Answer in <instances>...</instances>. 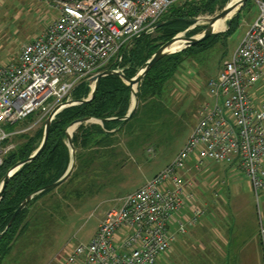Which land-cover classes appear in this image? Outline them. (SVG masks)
<instances>
[{"label": "built area", "instance_id": "obj_1", "mask_svg": "<svg viewBox=\"0 0 264 264\" xmlns=\"http://www.w3.org/2000/svg\"><path fill=\"white\" fill-rule=\"evenodd\" d=\"M32 1L56 16L21 47L18 58L0 66V167L15 149V137L47 120L59 105L75 101L73 94L82 82L121 63L134 41L153 33L172 7L189 0ZM256 3L257 18L209 81L211 101L200 106L182 150L126 195L120 207L108 210L92 241L69 250L63 264H157L203 213L195 208L192 217L173 227L185 204V190L194 185L184 175L192 158L197 170L208 161L237 164L255 195L264 191V100L258 103L252 95L264 85V0ZM30 117L32 127L19 129ZM13 127V132L6 130Z\"/></svg>", "mask_w": 264, "mask_h": 264}, {"label": "rangeland", "instance_id": "obj_2", "mask_svg": "<svg viewBox=\"0 0 264 264\" xmlns=\"http://www.w3.org/2000/svg\"><path fill=\"white\" fill-rule=\"evenodd\" d=\"M195 1L199 0L187 2ZM232 1L207 0L204 4H198L201 11L192 9L191 6L186 7V13L190 15L196 13L193 17L197 22L167 41L164 36L167 32L162 29H156L153 33L141 37H145L147 43L149 42L148 48L162 46L178 36H183L178 38V42L187 41L208 27L209 23L205 19L216 17ZM207 3L211 6H207ZM55 14L43 3L32 0H0V66L8 64L13 58H18L21 47L42 33L55 18ZM258 14L256 0H248L245 7L234 15L231 24L227 23L224 32L204 38L194 46L191 53L183 56L185 61L169 82L163 97L166 110L160 114L161 116L157 114L160 116H157V119L148 117L144 121L146 132L143 131L142 135L139 133L127 135L126 130H123L118 134V138L115 136L109 141L101 142L102 145L106 144L104 148H99L96 140L92 142L91 148L78 147L72 176L30 208L26 221H30L31 227L18 238L4 264H63L69 250L79 244L90 243L108 210L120 207V202L126 195L140 189L148 179L168 166L182 150L197 124L200 106L210 100L209 81L216 78L219 70L231 59ZM170 15L171 13H168L166 20H169ZM219 26L221 29L225 28L224 23ZM232 28L236 30L232 32ZM134 44L135 42L131 47ZM130 66L132 65L127 64L126 67ZM133 67L140 69L142 66L137 63ZM156 120H161L160 125L153 123ZM45 122L46 120L38 123L25 134H34ZM31 124L24 123L19 129L32 127ZM85 125L104 127V124L98 122ZM165 128L169 129V132L166 131L167 134L161 141L153 138L151 144L144 145L147 139L137 140V137L146 136L153 129L164 131ZM6 130L13 132L16 128ZM22 142L24 139L20 136L13 139L15 146ZM160 143L162 147L157 151L156 144ZM141 145L146 149L150 148V152L139 156L137 149ZM96 152L108 154V157L92 164ZM225 180V177L213 180L211 186L208 182L210 190L208 193L211 196L216 194L223 196L226 189V183H223ZM237 181L243 188L244 198L248 201L244 206L246 214L251 217L252 225L254 224V229L251 230L256 239L253 264H264V191L257 197L244 173ZM202 187L207 188L203 185ZM254 216L255 219H252ZM186 237L187 234L184 238ZM157 264H197L196 242L189 247L179 243L174 250L164 254Z\"/></svg>", "mask_w": 264, "mask_h": 264}, {"label": "trees", "instance_id": "obj_3", "mask_svg": "<svg viewBox=\"0 0 264 264\" xmlns=\"http://www.w3.org/2000/svg\"><path fill=\"white\" fill-rule=\"evenodd\" d=\"M205 2L207 0H199L198 2H186L172 7L169 11V14L171 13L169 20H166L168 14L165 15L160 23L162 25L157 28L167 32L164 35L166 41L193 24L195 20L193 15L195 16L196 13H193V15L186 13V7L191 6L192 9L201 11L202 9H198L200 7L198 4H204ZM207 6H211V4L207 3ZM235 30L236 28L231 29L232 32ZM134 42V46L124 54L123 61L111 64L108 70L122 68L126 77L133 78L139 71L137 67L133 66L137 63L143 66L161 47V45H158L148 48L149 42L147 43L145 37H139ZM194 48L193 46L180 53L168 55L150 70L137 88L138 109L135 115L127 122L120 119L126 117L131 107V87L117 75H110L101 79L97 95L91 102L66 108L57 115L52 124L46 148L33 162L22 167L11 178L0 202V264L5 263L13 251L18 238L31 227L30 221H26L30 208L55 189L42 190L46 186L59 181L67 172L71 161L67 142L68 128L75 121L84 118L111 119L103 123V128L98 125H91L90 127L85 124L80 125L72 139L75 152L78 147L91 148L94 140L98 142L99 148H104L106 144L103 143L102 145L101 142L109 141L115 136L118 138V134H121L123 130H126L125 134L127 135L131 133L134 135L139 133L140 135L146 128L144 121L148 117L157 119V116L166 110L163 97L167 86L183 65L185 61L183 56L191 53ZM127 64L132 66L126 67ZM90 91L88 83L84 81L76 88L73 99L75 101L86 99ZM33 121L34 117H30L25 123L28 125ZM153 123L160 125L161 120L153 121ZM43 126L34 134H23L20 136L24 139V142L15 146V149L6 156L4 164L0 167V185L9 169L17 163L28 159L39 148L41 144H39V141L41 140L42 142L44 134ZM96 137H100V139H95ZM137 140L146 141L144 135L143 137H137ZM100 153L96 152L93 155L92 160L94 161H92V164L108 157V154L101 153V155ZM30 196H34L31 202L18 214L11 227L7 229L16 210Z\"/></svg>", "mask_w": 264, "mask_h": 264}, {"label": "crops", "instance_id": "obj_4", "mask_svg": "<svg viewBox=\"0 0 264 264\" xmlns=\"http://www.w3.org/2000/svg\"><path fill=\"white\" fill-rule=\"evenodd\" d=\"M263 86L260 85L252 90V95L258 103L264 100ZM208 101L210 102L211 99ZM158 130L160 132H157ZM158 130L153 129L144 136L147 139L144 145L151 144L153 138L157 141L163 140V136L165 137L169 132L167 128L164 131ZM156 145L159 151L162 144ZM142 147L141 145L137 149L139 156H144L147 151L150 152V148ZM242 173L246 174L237 164L221 165L208 161L197 170L194 158L187 163L184 175L194 185L185 190V204L175 217L173 227L176 228L178 223L192 217L195 208H201L203 213L198 217L196 225L187 232V237L181 236L171 250H174L179 243L189 247L196 242L197 264H253L256 239L251 231L254 229V224L252 225L251 217L246 214L244 207L248 201L244 198L243 188L237 181ZM224 177L226 178V182L223 181L224 184L226 183L225 194L211 196L208 193L210 191L208 182L211 186L213 180ZM202 185L207 188H203ZM252 219H255V216ZM123 237L122 233L118 235L119 239Z\"/></svg>", "mask_w": 264, "mask_h": 264}, {"label": "water", "instance_id": "obj_5", "mask_svg": "<svg viewBox=\"0 0 264 264\" xmlns=\"http://www.w3.org/2000/svg\"><path fill=\"white\" fill-rule=\"evenodd\" d=\"M248 0H241L239 2H236L234 4H229L219 15H217L214 18L211 19H205L206 21H208L209 25L208 27H206L202 32H200L199 34L195 35L194 37L188 39L186 41V45L183 48H180L179 50H172L174 44H175V39L168 41L167 43H165L164 45H162L147 61L146 63L139 69V71L137 72V74L133 77V78H128L125 76V74L119 70H107L97 76L92 77L91 79H89L87 81L91 92L89 94V96L86 99L83 100H78V101H71V102H66L63 103L61 105H59L58 107H56V109H54V111L50 114V116L48 117V119L46 120L45 124H44V134H43V139L42 142L39 146V148L26 160H23L19 163H17L15 166H13L11 169H9V171L6 173L4 180L0 186V202L3 199L4 193L6 191L7 185L9 183V181L11 180V178L20 171V169L22 167H24L25 165L33 162L46 148L48 141H49V136H50V132H51V128H52V124L54 122V120L56 119L57 115L60 114L63 110H65L66 108H70V107H75V106H80L86 103L91 102L97 95L98 89H99V83L101 81V79L103 77L106 76H110V75H117L119 76L127 85H129L131 87V92H132V108L130 109L129 113L126 115V117L121 118L120 120L127 122L129 121L136 113L137 109H138V105H139V101L137 98V89H135V86L138 88L139 84L143 81V79L146 77V75L150 72V70L164 57L168 56V55H172V54H176V53H180L184 50H187L193 46H195L196 44H198L201 40H203L204 38H207L215 33H213L214 30V26L215 24H217L220 20H224L227 18V16L233 11V10H237L236 13L240 12L245 5L247 4ZM235 13V14H236ZM232 20V19H231ZM231 20L229 21V23L231 24ZM197 22V20H194L193 23ZM162 24L157 25V28H159ZM111 119H105V120H101V119H95V118H84L82 120H78L75 121L67 130V140H68V146L70 149V156H71V161H70V165L69 168L67 170V172L65 173V175L57 182L46 186L42 191L45 190H51V189H56L59 186H61L62 184H64L73 174L74 170H75V165H76V152L74 150V145H73V141H72V134H70L69 129L72 127H75V129L83 124H87L90 122H95V123H101L103 124L104 122H107ZM40 191V192H42ZM39 192V193H40ZM34 196H30L26 201H24L20 207L16 210V212L14 213L8 227L10 228L11 225L13 224L14 220L16 219V217L18 216V214L27 207V205L29 204V202L33 199Z\"/></svg>", "mask_w": 264, "mask_h": 264}, {"label": "bare ground", "instance_id": "obj_6", "mask_svg": "<svg viewBox=\"0 0 264 264\" xmlns=\"http://www.w3.org/2000/svg\"><path fill=\"white\" fill-rule=\"evenodd\" d=\"M239 1H241V0H233L231 4H234V3L239 2ZM236 11H237L236 9L233 10L227 16L226 19L220 20L217 24H215L213 33H215V34L219 33L220 34L221 32H224L227 29V23L234 17ZM221 23H224V25H225L224 29H221V27L219 26ZM218 27H220V28H218ZM216 29H220V30H216ZM182 37L183 36L176 37L175 44H174L172 50H179L180 48H183L186 45V41L185 40H182V41L178 42V38H182ZM135 89H137L136 86H135ZM74 131H75V127H72V128L69 129L70 134L74 133Z\"/></svg>", "mask_w": 264, "mask_h": 264}]
</instances>
